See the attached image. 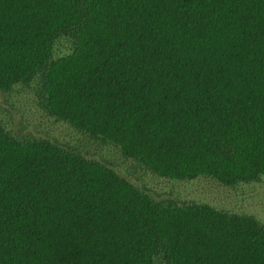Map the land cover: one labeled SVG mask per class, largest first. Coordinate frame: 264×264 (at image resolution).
<instances>
[{
    "label": "trees",
    "instance_id": "obj_1",
    "mask_svg": "<svg viewBox=\"0 0 264 264\" xmlns=\"http://www.w3.org/2000/svg\"><path fill=\"white\" fill-rule=\"evenodd\" d=\"M35 77L49 114L160 176L264 177V0H0V90ZM0 264H264V224L0 122Z\"/></svg>",
    "mask_w": 264,
    "mask_h": 264
},
{
    "label": "rangeland",
    "instance_id": "obj_2",
    "mask_svg": "<svg viewBox=\"0 0 264 264\" xmlns=\"http://www.w3.org/2000/svg\"><path fill=\"white\" fill-rule=\"evenodd\" d=\"M73 48L72 40L61 37L55 45L53 58L65 56ZM0 122L17 138L48 139L103 162L157 200L204 203L220 210L254 216L264 224V177L258 181L225 185L207 176L193 180L160 176L137 160L124 156L114 144L49 114L40 104L37 77L29 83L0 90Z\"/></svg>",
    "mask_w": 264,
    "mask_h": 264
}]
</instances>
